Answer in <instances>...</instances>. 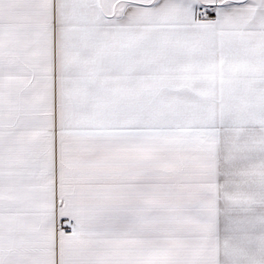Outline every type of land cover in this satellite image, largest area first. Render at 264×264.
<instances>
[{"label": "snow or ice", "instance_id": "1", "mask_svg": "<svg viewBox=\"0 0 264 264\" xmlns=\"http://www.w3.org/2000/svg\"><path fill=\"white\" fill-rule=\"evenodd\" d=\"M0 264H264V0H0Z\"/></svg>", "mask_w": 264, "mask_h": 264}]
</instances>
